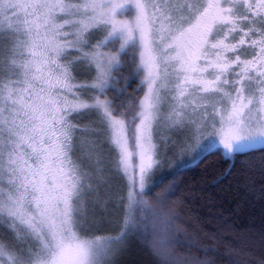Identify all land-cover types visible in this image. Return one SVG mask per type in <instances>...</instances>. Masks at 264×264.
<instances>
[{"label": "snow or ice", "instance_id": "snow-or-ice-1", "mask_svg": "<svg viewBox=\"0 0 264 264\" xmlns=\"http://www.w3.org/2000/svg\"><path fill=\"white\" fill-rule=\"evenodd\" d=\"M169 132L264 145V0H0V264H114ZM112 200L96 235L89 205Z\"/></svg>", "mask_w": 264, "mask_h": 264}, {"label": "trees", "instance_id": "trees-1", "mask_svg": "<svg viewBox=\"0 0 264 264\" xmlns=\"http://www.w3.org/2000/svg\"><path fill=\"white\" fill-rule=\"evenodd\" d=\"M76 76L83 80L86 74L77 69ZM86 123L79 121L81 126ZM74 140L78 145L79 127ZM103 147L107 158V146ZM112 184L116 191L123 186L126 193L127 178ZM148 187L147 205L136 209L138 224L114 264H162L150 250L153 243L168 254L170 264H190L193 259L206 264H259L264 259V146L230 157L208 150L193 162L158 175ZM88 211L89 225L100 229L96 235H107L121 220L114 200L94 209L90 204ZM10 238L0 227V239Z\"/></svg>", "mask_w": 264, "mask_h": 264}, {"label": "rangeland", "instance_id": "rangeland-1", "mask_svg": "<svg viewBox=\"0 0 264 264\" xmlns=\"http://www.w3.org/2000/svg\"><path fill=\"white\" fill-rule=\"evenodd\" d=\"M134 80L137 81L136 84L133 82ZM134 80H130L129 83L126 85L127 94H132L133 90L137 89L139 82H140V78L137 77ZM121 82L123 83V81ZM130 83L132 84V87L128 88ZM144 91H146V88H144ZM139 96L140 97L143 96V91L139 93ZM262 146L264 145L257 144L252 148H257V147H262ZM252 148H249V149H252ZM158 149L160 151V164L154 169V174L151 177V181L155 179L158 175L166 173L170 169L175 168L177 165H180L183 163L189 164L193 162V160H196L199 156H201L204 152L208 150L218 149V150H221L222 153L224 154L223 146L219 145L218 137H209L207 139H203V145L200 148H197L195 140H192L190 142L186 141L183 134L176 133V132H169L168 144L164 145L163 140H161L160 143L158 144ZM249 149H246V150H249ZM77 151H78V153H76L77 155L82 154L79 149H77ZM226 157H230V156H226ZM84 158L87 159V157H84ZM132 164L134 168L136 165L139 164L138 157L132 158ZM148 188H146L145 191H147ZM92 199L94 198L92 197Z\"/></svg>", "mask_w": 264, "mask_h": 264}]
</instances>
